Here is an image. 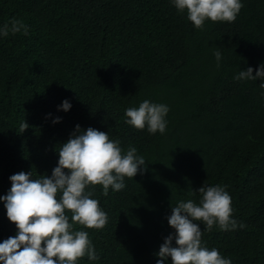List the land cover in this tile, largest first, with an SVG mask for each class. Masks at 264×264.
<instances>
[{
	"label": "trees",
	"instance_id": "obj_1",
	"mask_svg": "<svg viewBox=\"0 0 264 264\" xmlns=\"http://www.w3.org/2000/svg\"><path fill=\"white\" fill-rule=\"evenodd\" d=\"M241 3L234 22L196 28L173 0H0V28L12 18L27 26L0 34V196L21 171L50 178L76 126L91 127L120 141L122 154L135 148L145 165L121 191L86 188L108 221L74 224L99 257L77 264H157L175 234L172 207L199 204L202 185L227 186L232 219L245 225L208 231L195 221L202 245L232 264H264V79H235L264 64V0ZM145 100L169 108L164 134L125 122ZM4 205L0 243L18 232Z\"/></svg>",
	"mask_w": 264,
	"mask_h": 264
},
{
	"label": "clouds",
	"instance_id": "obj_2",
	"mask_svg": "<svg viewBox=\"0 0 264 264\" xmlns=\"http://www.w3.org/2000/svg\"><path fill=\"white\" fill-rule=\"evenodd\" d=\"M173 3L178 11L187 10V18L196 28H202L206 19L234 22L243 7L241 0H173ZM21 31L27 34V26L17 18L0 28L4 36ZM214 55L217 61L221 59L220 51ZM252 73L249 67L235 79H264V64L255 76ZM260 86L264 88V83ZM60 107L68 111L71 104L65 100ZM168 111L164 104L145 100L138 108L125 110V122L141 130L147 125L151 134H164ZM59 121L57 117L53 122ZM27 128L26 122L21 124V131ZM136 152L135 148H129L122 154L120 141L109 139L108 133L91 127L83 131L77 125L69 140L61 145L58 166L50 178L32 179L31 172L23 171L10 176V191L0 196V201L5 202L7 217L18 232L0 243V264H77L84 256L98 259L88 232L73 227L78 223L89 229H102L107 224V214L86 188L102 185L105 196L109 188L117 192L124 189V178H133L140 166L145 165L144 158ZM226 187L202 185L195 190L201 196L199 204L188 200L172 207L168 223L175 234L166 237L160 246L157 264H164L168 257L172 264H232L216 248L209 250L202 245V230L195 222L202 221L208 231L215 225L224 231L245 227L232 219L231 196ZM66 210L72 213L71 223Z\"/></svg>",
	"mask_w": 264,
	"mask_h": 264
}]
</instances>
